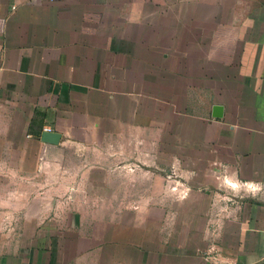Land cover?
Instances as JSON below:
<instances>
[{"label": "crops", "instance_id": "1", "mask_svg": "<svg viewBox=\"0 0 264 264\" xmlns=\"http://www.w3.org/2000/svg\"><path fill=\"white\" fill-rule=\"evenodd\" d=\"M0 264H264V0H0Z\"/></svg>", "mask_w": 264, "mask_h": 264}, {"label": "rangeland", "instance_id": "2", "mask_svg": "<svg viewBox=\"0 0 264 264\" xmlns=\"http://www.w3.org/2000/svg\"><path fill=\"white\" fill-rule=\"evenodd\" d=\"M67 161H69L68 157H67ZM96 178V182H100V177H95ZM101 187H89V188H85V187H78L77 188V194H79L78 196H86V197H90L92 199L95 200L96 198V194L97 193H101ZM88 192L86 195L84 193ZM67 205V206H65ZM74 206L75 208H77L78 210L82 208H96V210H101L102 207H108L110 208L111 212H117L120 210H128V209H136V210H147V206H149L148 204H142V203H110V204H105V203H101V202H86L85 199L84 201H78V203L75 204H62V209L66 208V207H71ZM100 212V211H99Z\"/></svg>", "mask_w": 264, "mask_h": 264}, {"label": "water", "instance_id": "3", "mask_svg": "<svg viewBox=\"0 0 264 264\" xmlns=\"http://www.w3.org/2000/svg\"><path fill=\"white\" fill-rule=\"evenodd\" d=\"M211 116L213 118H219L221 116V107L220 106H212L211 108ZM59 140V135L55 132H42L39 137V141L43 144L48 145H56Z\"/></svg>", "mask_w": 264, "mask_h": 264}, {"label": "built area", "instance_id": "4", "mask_svg": "<svg viewBox=\"0 0 264 264\" xmlns=\"http://www.w3.org/2000/svg\"><path fill=\"white\" fill-rule=\"evenodd\" d=\"M13 9V8H12ZM51 130L48 127H44L42 128V132L46 133V132H50Z\"/></svg>", "mask_w": 264, "mask_h": 264}]
</instances>
